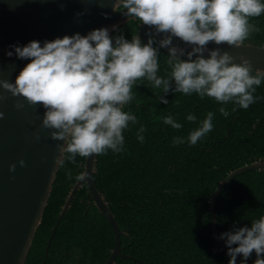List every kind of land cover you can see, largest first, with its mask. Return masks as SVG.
Wrapping results in <instances>:
<instances>
[{"label":"trees","instance_id":"1","mask_svg":"<svg viewBox=\"0 0 264 264\" xmlns=\"http://www.w3.org/2000/svg\"><path fill=\"white\" fill-rule=\"evenodd\" d=\"M249 23L259 31L244 43L264 46V13ZM141 24L135 18L121 25L109 35L113 44L118 36L130 42L138 36ZM152 40L158 49L157 75L167 78L171 72L168 52L159 46L155 33ZM255 87L253 95L258 99L243 109L232 101L222 105L207 96L175 92L174 82L167 94L146 79L134 83L133 99L123 111L135 115L138 123L130 121L122 131L123 151L108 149L97 155L94 173L97 187L123 230L122 255L113 264H229L228 250L213 234L211 198L230 172L264 161V79ZM161 95L167 104L160 102ZM220 107L226 108L228 117L219 113ZM208 112L214 113L212 130L191 145L190 132ZM188 114L195 115L196 122L188 121ZM168 115L182 127L164 124ZM141 125L146 129L142 143L137 138ZM181 137L183 143H174ZM85 161L86 157L77 155L75 163L65 160L60 167L25 264H105L110 258L115 232L86 183L54 231L76 177L84 173ZM215 211L220 237L250 228L253 220L264 216V170L252 168L235 175L218 193ZM221 240L226 244V237ZM256 257L253 251L246 264H254ZM243 260L242 255L236 258L237 264Z\"/></svg>","mask_w":264,"mask_h":264},{"label":"clouds","instance_id":"2","mask_svg":"<svg viewBox=\"0 0 264 264\" xmlns=\"http://www.w3.org/2000/svg\"><path fill=\"white\" fill-rule=\"evenodd\" d=\"M121 9L127 10L124 15L154 26L157 32L171 33L159 44L161 48L169 47L167 64L171 72L167 78L157 75L158 49L153 47L152 38L141 46L137 35L130 42L118 36L113 44L108 30L98 29L86 36L77 33L46 41L43 47L37 41L12 46L18 58L29 59L30 63L20 71L15 83L0 79V88L13 97H23L29 106L40 104L46 109L42 128L54 130L50 132L51 139L66 141L63 146L57 145V167H63L65 160L75 163L77 155H100L108 149L123 151L122 131L130 121L138 123L135 115L123 111V106L133 99L132 88L138 80L146 79L154 88H162L164 94L174 82L175 92L207 96L222 105L232 101L243 109L258 99L253 93L264 79V71L256 70L253 75L249 60L241 56L237 64L235 57L220 48L211 50L207 59L203 54L209 42L239 48L258 32L249 19L264 13L261 0H115L114 10ZM172 36L195 45L187 52V61L179 58L185 54L184 49L170 47ZM7 55L11 57L12 52ZM159 100L168 103L162 95ZM15 107L20 110L24 104L17 101ZM219 113L224 117L230 114L225 107H220ZM3 118L4 112L0 111V120ZM213 118L214 113L208 112L200 126L190 132L191 145L212 130ZM186 119L196 122L197 118L188 114ZM163 123L173 129L182 127L172 115L164 117ZM145 131L143 125L138 129L141 143ZM183 142L182 137L174 140L176 144ZM18 164L24 167L25 161L21 159ZM15 170L16 164H10L9 172ZM68 175L71 178L70 172ZM84 178L83 173L76 177ZM225 237L229 264H237V255H242L241 264H246L253 251L257 256L254 264H264L260 258L264 254V216L253 220L250 228L241 227L220 238Z\"/></svg>","mask_w":264,"mask_h":264},{"label":"water","instance_id":"3","mask_svg":"<svg viewBox=\"0 0 264 264\" xmlns=\"http://www.w3.org/2000/svg\"><path fill=\"white\" fill-rule=\"evenodd\" d=\"M114 4L115 0H0V79L15 83L20 71L30 63L29 59L18 58L12 46L23 47L37 41L43 47L46 41L52 42L77 33L86 36L98 29H107L111 35L121 25L135 19L124 15L126 9L114 10ZM153 33L159 42L171 35L157 32L154 26L142 23L138 35L141 46L148 43ZM170 47L184 49L185 54L179 58L187 61V52L195 45L172 36ZM206 47L208 51L203 54L205 59L209 58L211 50L220 48L235 57V63L240 64V57L243 56L249 60L253 70L264 71L263 45L244 43L237 48L209 42ZM163 48L169 53V47ZM8 52H12L11 57L7 55ZM195 59L196 55L192 57L193 61ZM0 96L4 97L0 99V111L4 112V118L0 120V264H25L60 169L55 164V159L59 156L57 145L63 146L66 141L51 139L50 132L54 130L42 128L46 111L42 105L29 106L23 97H13L2 88ZM17 101L24 104L23 109H16ZM36 135L39 136L38 140ZM21 159L25 161L24 167L18 164ZM96 160L95 154L86 157L83 173L85 178L74 184L54 231L69 209L76 192L86 183L89 195L115 232V247L105 263L113 264L122 255L123 230L96 185ZM10 164H16L14 172H9ZM252 168L264 170V161H256L230 172L211 198L213 234L219 245L226 250L228 247L221 240L217 229L216 197L235 175ZM48 250L49 245L46 251ZM253 259L256 260L257 257Z\"/></svg>","mask_w":264,"mask_h":264}]
</instances>
